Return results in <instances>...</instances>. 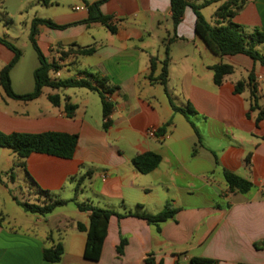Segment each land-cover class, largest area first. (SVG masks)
Here are the masks:
<instances>
[{"label": "crops", "instance_id": "0c3cea01", "mask_svg": "<svg viewBox=\"0 0 264 264\" xmlns=\"http://www.w3.org/2000/svg\"><path fill=\"white\" fill-rule=\"evenodd\" d=\"M96 1L70 0L67 9L52 0L44 6L50 18L42 19L67 27L40 25L36 39L48 62L60 68L52 73L53 79H80L84 72L109 79L115 91L107 96L114 105L108 129L96 92L45 88L39 98L25 102L9 98L0 85L1 132L79 137L72 159L33 153L20 160L11 149L0 148V188L7 189L1 180L6 176L30 191L39 187L55 199L71 200L85 176L79 203L118 213L157 214L168 206L177 214L159 229L137 217H112L100 260L94 262L84 258L87 235L77 229V223L88 225L89 213L75 202H70L77 208L74 216L57 213L59 208L49 219L32 214L26 231L6 228L0 213V264H52L43 258L51 234L64 248L56 264H190L193 257L218 264H264V120L256 125L259 111L247 117L248 89L235 94L236 84L253 73L264 111V67L246 55L213 54L196 34V15L190 7L174 29L171 0H107L100 11L112 19V33L100 23H85L88 8L75 10ZM244 1L232 21L248 32L264 33V0ZM171 39L165 89L150 79V65L152 58L157 60V78ZM73 45L94 52L80 55ZM12 59L13 53L0 44V71ZM221 63L235 72L217 86L211 67ZM22 89L15 93H30ZM55 92L61 94L59 106L49 100ZM167 92L174 105L193 113L186 117L174 111ZM67 104L76 106L72 117ZM150 129L155 137L148 136ZM148 152L159 154L162 162L142 174L133 159ZM225 171L253 187L246 193L230 191ZM67 193L73 197L67 198ZM4 241L11 243L9 250L2 248Z\"/></svg>", "mask_w": 264, "mask_h": 264}, {"label": "trees", "instance_id": "16d2710c", "mask_svg": "<svg viewBox=\"0 0 264 264\" xmlns=\"http://www.w3.org/2000/svg\"><path fill=\"white\" fill-rule=\"evenodd\" d=\"M3 1L4 0H0V3ZM106 1L107 0H99L92 4L86 3L88 8V19L85 23H100L108 28L110 32L114 33L116 32V28L111 23L112 19L108 16H104L100 11L101 4ZM220 1L222 0H171V19L174 29H176L181 23L186 9L190 7L196 15V34L213 54L219 57L246 55L252 59L254 63H259L264 67V53L260 51V48L264 46V33L259 29H254L252 32H248L243 26L235 24L232 21L235 15L243 8L245 4L244 0H231L220 6L214 14L213 22H209L203 16L201 12L202 9ZM39 3L42 6L48 7L52 4V0H39ZM40 25L60 30L67 27L56 25L48 19L35 18L32 21L30 40L38 54L40 64L34 72V90L25 95H18L12 90L10 71L20 59L21 52L10 42L0 38V43L14 53L12 61L0 71V85L2 89L9 98L25 102L39 98L43 94L45 88H50L53 91L69 88H84L96 92L102 99L103 117L106 119L104 129H108L110 125L108 118L112 113L114 105L107 99V96L111 95L115 91V88L110 86L109 79L105 77L100 78L99 76L88 72H84V77L80 79H53L51 77L52 73L57 74L60 68L56 63L48 62L37 43L36 37ZM172 42L173 39L169 40L166 44L165 58L161 62V71L157 78H153V74L158 68L157 60L152 58L150 65V79L162 85L165 89L168 82L169 64L171 61L169 45ZM73 46L77 47V53L80 55H91L94 52V48H82L77 45ZM211 70L214 73V83L217 86L222 85L225 78L235 72L233 66L224 63L212 66ZM247 89L250 91V107L247 117H250L252 111H259V115L256 119V125H259L264 120V111L259 104L258 88L255 84L253 73L249 75L247 81H239L236 84L235 94L241 95ZM167 94L174 111L181 113L186 117L193 113L189 107L184 109L174 105L168 92ZM49 100L54 106H59L61 103V97L59 94L50 95ZM66 109L68 116L72 117L75 113L76 106L67 104ZM164 131L165 128H162L160 133L162 134ZM196 133L198 134L197 130ZM78 139V135L57 132H45L40 134L15 132L5 134L0 131V148L11 149L20 160H25L33 153L47 154L62 159H72L78 146ZM161 162L162 157L153 152L141 154L133 159L134 166L142 174L151 173L159 167ZM85 179L86 177L84 176L78 180L75 197L71 200L55 199L48 192L37 187L36 193L45 195L49 198V201H44L43 203L24 202L21 206L26 213L46 216L54 212L57 208L66 206L70 202H75L80 211L88 212V225L86 226L83 223H77V229L87 235L84 250V258L86 260L94 262L100 260L102 247L112 217L116 216L119 219L125 217H137L146 220L149 225H154L159 229L162 223L174 219L177 214V210L168 206L157 214H149L145 211L118 213L113 210L95 207L87 202L79 203L77 202V195ZM225 179L230 191L246 193L253 187V184L250 181L229 171H225ZM46 242L49 246L45 247L43 250L44 260L52 264L59 263L64 254L63 245L59 242L56 243L52 234L48 236ZM124 245L125 243H122L118 248L119 253H122ZM256 247L259 248L258 246ZM190 264H218V262L213 259L193 257L190 260Z\"/></svg>", "mask_w": 264, "mask_h": 264}, {"label": "rangeland", "instance_id": "374dc122", "mask_svg": "<svg viewBox=\"0 0 264 264\" xmlns=\"http://www.w3.org/2000/svg\"><path fill=\"white\" fill-rule=\"evenodd\" d=\"M58 1L60 6L70 9V0ZM228 1L231 0L214 3L202 9L201 12L206 19L211 20L215 11ZM48 11L49 9L44 6H37L35 0H4L0 3V38L10 42L21 52L20 59L10 71L11 87L14 92L22 88H24L22 90L31 92L35 88L34 72L40 64L38 54L30 40L32 21L35 18H50ZM260 51L264 53V46L260 48ZM7 65H3L2 68ZM55 93L61 95L59 92ZM1 180L7 186V189L0 188V213L4 221L3 225L6 228L15 227L26 231L25 229L32 224V214L26 213L21 204L24 202L43 203L49 201V198L30 191L19 183H11L6 176H3ZM66 197H73V193H67ZM76 210L75 204L70 203L67 207L59 208L56 212L74 216L73 212ZM44 217L49 219L52 218V215ZM10 246L11 243L6 241L2 244V248L6 250H9Z\"/></svg>", "mask_w": 264, "mask_h": 264}, {"label": "built area", "instance_id": "2783aa9c", "mask_svg": "<svg viewBox=\"0 0 264 264\" xmlns=\"http://www.w3.org/2000/svg\"><path fill=\"white\" fill-rule=\"evenodd\" d=\"M81 9H87V7H85V6H81V7H76L75 8V10H81ZM155 135H156V131L154 130V129H150L149 131H148V136H150V137H155Z\"/></svg>", "mask_w": 264, "mask_h": 264}]
</instances>
